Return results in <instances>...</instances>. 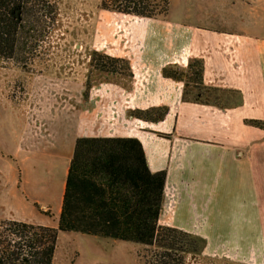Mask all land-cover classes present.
I'll return each mask as SVG.
<instances>
[{"label": "crops", "instance_id": "crops-1", "mask_svg": "<svg viewBox=\"0 0 264 264\" xmlns=\"http://www.w3.org/2000/svg\"><path fill=\"white\" fill-rule=\"evenodd\" d=\"M137 36L111 56L128 72L30 80L0 140V219L57 227L77 139L134 138L167 174L161 226L264 264V129L247 123L264 122V0H170Z\"/></svg>", "mask_w": 264, "mask_h": 264}, {"label": "trees", "instance_id": "trees-1", "mask_svg": "<svg viewBox=\"0 0 264 264\" xmlns=\"http://www.w3.org/2000/svg\"><path fill=\"white\" fill-rule=\"evenodd\" d=\"M60 2L0 0V61L32 72L47 58ZM101 8L154 19L168 14L170 0H101ZM100 59L95 67L119 72L113 64L117 58ZM247 123L264 129L262 121ZM166 177L165 171H150L137 139L78 138L58 226L0 219V264H54L60 232L153 246L146 264H185L186 254L199 252L202 243L189 232L159 224ZM43 213L52 215L49 209Z\"/></svg>", "mask_w": 264, "mask_h": 264}, {"label": "rangeland", "instance_id": "rangeland-1", "mask_svg": "<svg viewBox=\"0 0 264 264\" xmlns=\"http://www.w3.org/2000/svg\"><path fill=\"white\" fill-rule=\"evenodd\" d=\"M144 23L145 18L103 10L101 0H61L49 56L37 61L32 72L0 61V140L9 142L17 109L15 101L32 86L30 80L34 82L44 72L54 78L71 77L79 65H84L86 71L90 64L95 67L100 57L111 63L108 57L127 50V44L138 37L137 30ZM113 64L119 72H128L124 59L119 58ZM49 223L57 225L58 221L50 218ZM200 240L202 248L186 254L185 264H220V260L205 254L204 240ZM154 251L153 246L60 232L54 264H146L145 256L150 259Z\"/></svg>", "mask_w": 264, "mask_h": 264}]
</instances>
